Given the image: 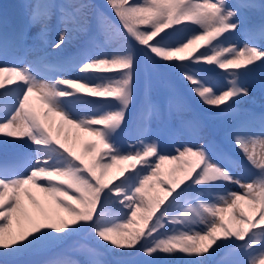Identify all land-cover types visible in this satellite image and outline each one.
<instances>
[{
  "label": "snow or ice",
  "instance_id": "1",
  "mask_svg": "<svg viewBox=\"0 0 264 264\" xmlns=\"http://www.w3.org/2000/svg\"><path fill=\"white\" fill-rule=\"evenodd\" d=\"M27 6L41 43L47 44L53 18L60 29L53 49L87 40L55 62L45 54L23 66H0V142L31 148L0 157V257L87 233L95 244L71 249L83 262L60 254L48 264H108L106 254L134 251L149 264L161 255L212 264L221 252L217 264H264V115L229 129L233 152L218 154L198 141L171 154L153 132L163 109L152 98L150 79L136 104L141 72L167 71L201 104L234 111L250 95L243 77L264 74V22L243 29L242 45L230 41L245 12H264V3L105 0L107 11L90 0ZM8 52V41L0 40V56ZM205 65L223 70L226 88L208 83ZM71 72L77 75H66ZM186 130L200 136L195 122ZM81 133L91 139L77 152ZM125 135L134 140L122 143Z\"/></svg>",
  "mask_w": 264,
  "mask_h": 264
},
{
  "label": "rangeland",
  "instance_id": "2",
  "mask_svg": "<svg viewBox=\"0 0 264 264\" xmlns=\"http://www.w3.org/2000/svg\"><path fill=\"white\" fill-rule=\"evenodd\" d=\"M0 2H2V4H7L12 2V0H0ZM31 3V0H19V5L23 11V21L25 20V22H29L30 19V9L28 8V4ZM15 15V12L12 9H6V13L4 12V10H2L0 8V38L1 40H8L11 38V31L9 30V20L7 19H11L13 20ZM4 16V18L2 17ZM30 23V22H29ZM50 32L48 34L47 37V44L41 43L40 39L37 36V33L39 31V26H33L31 25V28L29 30L28 36L26 37V41L28 42V47L21 50L19 53L16 51L14 46H10V50L8 52V56L4 57V56H0V66L4 65V64H21V61H31L33 59H35L37 56H43V55H47L48 59L50 61H57V60H61L64 58H67L69 56H72L75 54L76 51L79 50V48L83 45V37L80 38V40L74 41L72 45H69L68 47L64 48L63 50H55L52 48V43L56 41L57 39V34L59 32V26L56 24L55 18H53L51 25H50ZM245 37L241 35V32L239 31L237 33V39L235 41H232L231 43H235L238 46L242 45L244 42ZM21 66H23V64H21ZM142 75H146V74H150L149 75V79L151 81V93H152V98L153 100L156 102V91H155V86L157 87H161L164 86L166 88H160L162 90H164L165 92H167L170 95V99L171 101H173V98H179L180 100H184L183 99V95H181L178 91H176L173 87H172V82L170 80H165V79H160L158 78L153 72H148V71H142L141 72ZM66 75H69L71 77H75L77 75V73L75 72H71V73H66ZM164 81L162 84L161 82ZM145 82L144 77L142 80H140V89L143 87V83ZM247 84L244 83V85L249 89L250 91V95L243 97L240 102L244 103V105L249 106V105H264V74H257L254 76V81L250 82L247 81ZM164 84V85H163ZM210 85L215 86L217 89H222L225 87H222L220 84L212 82L209 83ZM138 96V95H137ZM174 102V101H173ZM239 104V103H238ZM203 105V104H202ZM205 108L211 109L213 111H216V108H209L208 106L203 105ZM185 106L183 105L182 108H184ZM183 113L182 110H180V108L176 107V110L173 113V117L172 120L174 122L175 125H177V130L174 134V139H173V145L170 146L169 144H167V142L163 139L164 135L162 132V124L165 120L169 119V110L167 109L166 112H161V115L158 119L154 120L152 128H153V132L154 135L158 136L161 140L162 146L164 148L165 152L171 153V154H175L174 153V148L178 147L184 143H197L196 141L193 140H186L187 142H185L182 138H181V127H182V119L184 117L187 116V114L189 113V111L187 112V114L182 115ZM216 117L212 118V121H216L215 120ZM225 118L230 119L231 117L226 116ZM233 122L237 121H245L246 118L244 117H239L237 119L232 118L231 119ZM73 135H75V131L73 132ZM86 135V134H85ZM203 134L201 133V139L199 140L200 142H203ZM210 136V134H209ZM85 139L81 142L77 141L76 143V150L77 152H82L83 151V144L86 140L91 139L90 137H88L87 135L84 137ZM134 140L133 137H128L126 142L128 140ZM183 140V141H182ZM169 145V146H168ZM0 148L2 149H7V151H13L15 153H17L18 155H13V154H7L9 158H13V157H17V156H22L26 153H29L31 151V148L24 144L21 141H15L13 140L10 143H3L0 142ZM213 149L215 150V148L213 147ZM86 159H90V157H87ZM171 166L169 164H165L164 166V170L167 171ZM116 172V169H114ZM162 178H166V177H162ZM227 187L233 191H239V189L235 186V185H227ZM39 195V194H38ZM3 260H7L10 261L12 257H0Z\"/></svg>",
  "mask_w": 264,
  "mask_h": 264
},
{
  "label": "trees",
  "instance_id": "3",
  "mask_svg": "<svg viewBox=\"0 0 264 264\" xmlns=\"http://www.w3.org/2000/svg\"><path fill=\"white\" fill-rule=\"evenodd\" d=\"M90 3L94 4L97 6V8L102 9L104 11H107V8L105 6V0H90ZM257 12H254L249 19L252 18L253 15H255ZM93 26L95 25V20H92ZM204 68L208 69V70H214L215 67L214 66H207L205 65ZM153 73L161 79H165V80H170L172 82V87L180 92L181 94L187 95L188 91H187V85L185 84V82H183V80L176 74L167 72V71H153ZM150 75V74H149ZM144 77V75H142L141 73V77L140 80H142ZM162 95V94H161ZM161 96L160 102H163ZM144 100V97H139V95L137 96V100H136V104L137 107L139 106L140 103H142ZM190 101H193L195 103V105L200 108V109H204V110H208V111H212L211 109L205 108L196 97H192L190 98ZM185 107H187L189 109V107L191 108V103H189L187 100H184V102L182 103ZM184 107V109H186ZM136 112V108L132 109V113L133 115ZM199 115V114H197ZM228 121H219L218 123H215V127L213 128L215 131L219 130V129H223L227 126ZM168 132L171 131L170 128L167 129ZM183 135H187V131L182 130ZM113 174H115V170L113 169ZM118 182V181H116ZM80 244H90V245H94L95 241L94 239L87 233H81L77 236L72 237L70 240L60 243L58 245L52 246L50 248H46V249H42V250H37L34 252H31L29 254H25L22 256H18V257H12L10 261H8V264H48V261L52 260L53 258L57 257L60 254H65V255H70L75 259H78L80 261H84L85 257L81 254L78 253H74L71 251V249L75 246H78ZM133 253V252H131ZM125 254V255H121L119 252H112V253H108L105 255L104 259L106 261H108V264H126V262H128L127 257L131 254ZM222 253V252H221ZM220 253V254H221ZM218 257V256H217ZM216 258V257H215ZM214 258V260H215ZM149 259H140L138 261L137 264H149ZM214 260L212 262V264H214ZM0 264H3V259L0 258ZM151 264H186V260L185 258H183L180 255H177L175 257H166V256H157L155 258H152L151 260Z\"/></svg>",
  "mask_w": 264,
  "mask_h": 264
},
{
  "label": "bare ground",
  "instance_id": "4",
  "mask_svg": "<svg viewBox=\"0 0 264 264\" xmlns=\"http://www.w3.org/2000/svg\"><path fill=\"white\" fill-rule=\"evenodd\" d=\"M80 136H81V139H80V140H78L79 142L83 141V140L85 139L84 137H85L86 135H85V134H83V133H81V134H80Z\"/></svg>",
  "mask_w": 264,
  "mask_h": 264
}]
</instances>
